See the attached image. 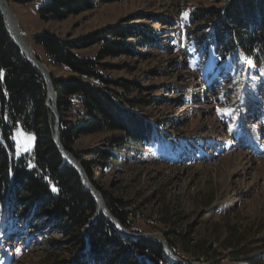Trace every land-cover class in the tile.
Here are the masks:
<instances>
[{
  "label": "rangeland",
  "instance_id": "rangeland-1",
  "mask_svg": "<svg viewBox=\"0 0 264 264\" xmlns=\"http://www.w3.org/2000/svg\"><path fill=\"white\" fill-rule=\"evenodd\" d=\"M7 1L20 35L47 65L50 78H65L69 73L49 65L33 44L32 38L37 34L48 31L74 42L108 27L126 25L148 27L159 34L156 48L135 47L146 55L144 59L126 55L104 61L111 67L107 74L113 80L138 84L139 89L130 94L118 87L113 89L140 103L135 113L146 118L155 132L138 154H119L117 164L102 174L95 172L94 177L101 188L130 202L128 210L141 214L130 218L132 233L159 238L168 246V241L173 242L183 261L264 264V173L258 168L259 162L264 161V64L253 65L239 57L235 62H223L216 71L209 54L205 56L199 50L189 57L196 45H185L188 32L199 25L189 22L190 11L220 8L226 0L98 3L94 9L61 22L39 18L38 8L46 0ZM167 19H176L178 25L170 28L156 23ZM97 50L94 46L80 54L93 57ZM201 60L203 65L199 67ZM80 116L75 97L63 118L76 122ZM116 135L80 137L73 151L87 160L86 151L102 148ZM12 142L13 155L18 159L31 154L35 137L17 126ZM165 214L175 219L176 233L191 241L174 236L173 227L159 223ZM15 227L0 218V264H66L70 260L68 243L55 229L44 231L51 245L44 249L39 238H22L23 230ZM237 241L258 262L245 261V256L230 260ZM198 242L212 253L206 255L208 259H203L202 254L184 253L183 249L190 250Z\"/></svg>",
  "mask_w": 264,
  "mask_h": 264
},
{
  "label": "trees",
  "instance_id": "trees-1",
  "mask_svg": "<svg viewBox=\"0 0 264 264\" xmlns=\"http://www.w3.org/2000/svg\"><path fill=\"white\" fill-rule=\"evenodd\" d=\"M123 1L46 0L38 8V16L43 21L61 22L94 9L98 3ZM188 18L191 24H199L188 32L189 42L185 45H196L189 57L203 50L205 56L209 54L208 58L214 60L216 71L223 67V62H235L239 57L253 65L264 64V0H226L220 8H195ZM156 23L170 28L178 25L176 19ZM158 35L148 27L126 25L108 27L74 42L48 31L32 38L49 65L69 73L65 78L51 76L60 117L61 146L79 161L109 213L131 232L134 230L130 218L141 214L128 210L130 202L101 188L94 174H102L117 164L121 153L138 154L152 140L155 128L135 113L139 102L130 101L113 89L118 87L130 94L139 89L138 84L113 80L107 74L111 67L104 61L126 55L144 59L146 55L135 47L156 48ZM94 46L98 48L95 56L80 54ZM202 65L203 62L199 67ZM0 73V218L3 222L23 230L22 238H39L38 243L44 249L51 246L44 231L55 229L69 246L70 260L66 264H166L158 242L131 240L119 235L102 215L94 219L96 203L83 189L79 175L63 162L53 142L54 117L48 107L45 82L8 37L1 14ZM75 97H78L81 116L71 122L63 118V112L72 108ZM17 126L33 134L35 143L29 156L15 159L12 135ZM162 126L168 129L167 125ZM99 133L117 135L108 139L102 148L86 151L87 160L73 151L80 137ZM172 217L165 214L159 223L173 227L172 234L186 240V235L176 233L177 223ZM168 243L176 253L172 246L175 244ZM235 244L234 257L230 260L238 261L237 256H245V261H254L250 253L241 249L244 244L240 241ZM183 251L186 255L202 254L203 259L212 255L203 242Z\"/></svg>",
  "mask_w": 264,
  "mask_h": 264
},
{
  "label": "water",
  "instance_id": "water-1",
  "mask_svg": "<svg viewBox=\"0 0 264 264\" xmlns=\"http://www.w3.org/2000/svg\"><path fill=\"white\" fill-rule=\"evenodd\" d=\"M0 14L2 16L3 19V24H4V28L5 31L8 35V37L11 39V41L15 44V46L19 49V51L23 54L24 58L40 73L41 77L43 78L45 85H46V90H47V98H49V95L52 93V95L54 96V104L52 106H50L48 104L49 110L52 113L53 117H54V125H53V135H52V139L54 144L57 147V150L63 160L64 163H66L68 166H70L80 177V182L81 185L83 187L84 190H86L92 197V199L94 200V202L96 203V213L94 215V219L98 216V215H102L103 218L108 221L111 226L114 228V230L121 236L123 237H127L131 240H138V239H148V240H152L155 242H158L159 244H161L162 246V257H168V258H172L173 262L172 263H176V264H194V263H189V262H185L183 261L181 258H179L178 256L174 255L173 252L171 251V249L169 248V246L167 245V243H165L163 240L150 236V235H144V234H135L132 233L130 231H128L127 229H125L123 226L120 225V223L109 213V211L107 210V208L104 205V201L101 197V194L96 190L92 191L91 189H89L87 187V185H91L92 187H94L90 181L88 180L81 164L79 163V161L69 152L65 151L63 149V147L60 144L59 141V125H60V117L57 111V100H56V95L53 91L52 88V84H51V79L50 81H47V78L43 75L41 69L39 68V66L34 63L33 61H31V59H29V57L22 51L21 47L19 46V44L14 40V38L10 35L7 26H6V22H5V15L3 10L0 8ZM15 24V20L13 21ZM101 208V210L99 211L98 209ZM170 262V261H169Z\"/></svg>",
  "mask_w": 264,
  "mask_h": 264
},
{
  "label": "bare ground",
  "instance_id": "bare-ground-1",
  "mask_svg": "<svg viewBox=\"0 0 264 264\" xmlns=\"http://www.w3.org/2000/svg\"><path fill=\"white\" fill-rule=\"evenodd\" d=\"M0 8L4 12L6 26H7V29L9 31L10 35L19 44V46L21 47L22 51L29 57V59H31V61H33L34 63H36L39 66V68L41 69L43 75L47 78V81H50L51 78H50L49 68L28 47L27 41L20 35V33H19L18 29H17L16 22L14 24V22H13L14 19L12 18V14H11V10H10L9 5H8V1L7 0H0ZM48 100H49L48 104L50 106H52L54 104V96L52 95V93L49 95ZM237 159L238 160L241 159L240 156H237ZM258 168L260 169V171L262 173H264V161L263 160H261L259 162ZM87 187L89 189H91L92 191H94V190L96 191V189L94 187H92L91 185H89V186L87 185ZM98 210L100 211L101 208H99ZM165 259L167 261L173 262L172 258L165 257Z\"/></svg>",
  "mask_w": 264,
  "mask_h": 264
},
{
  "label": "snow or ice",
  "instance_id": "snow-or-ice-1",
  "mask_svg": "<svg viewBox=\"0 0 264 264\" xmlns=\"http://www.w3.org/2000/svg\"><path fill=\"white\" fill-rule=\"evenodd\" d=\"M0 75H2V73H0Z\"/></svg>",
  "mask_w": 264,
  "mask_h": 264
}]
</instances>
